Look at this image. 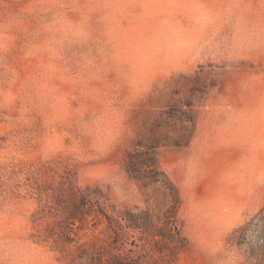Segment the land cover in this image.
Masks as SVG:
<instances>
[{
    "label": "rangeland",
    "instance_id": "374dc122",
    "mask_svg": "<svg viewBox=\"0 0 264 264\" xmlns=\"http://www.w3.org/2000/svg\"><path fill=\"white\" fill-rule=\"evenodd\" d=\"M137 144L179 191L174 253L72 224L82 192L169 209L126 169ZM263 208L264 0H0V264H264V219L238 243Z\"/></svg>",
    "mask_w": 264,
    "mask_h": 264
},
{
    "label": "trees",
    "instance_id": "16d2710c",
    "mask_svg": "<svg viewBox=\"0 0 264 264\" xmlns=\"http://www.w3.org/2000/svg\"><path fill=\"white\" fill-rule=\"evenodd\" d=\"M158 144L148 147L145 151L144 146L137 144L134 150L128 155L126 161V169L131 178L137 180L144 188H154L163 190L169 197L170 207L162 213L156 214L152 208L142 211L140 214H133L129 212L120 218L108 216L104 207L96 209L92 202V198L86 193L75 194L72 199L73 215L71 218L72 224L81 222L82 224L87 220V215H96L97 219H102L108 224V228L113 234V241L119 244L122 240L123 229L139 231L141 236L147 234L152 235L156 243L162 246H167L172 252L184 249L186 247L185 239L181 236V231L176 221V213L180 204V194L177 187L170 180L168 175L163 172L155 157L151 154V150L155 149ZM143 147V148H142ZM264 219V208L258 215L257 219L252 220L247 225L239 229L241 236L239 238V245L246 243L248 234L259 226ZM124 222V223H122ZM243 241V242H242ZM250 256L262 259L264 257V247L261 250L250 248ZM264 261V259L262 260ZM107 264H139L137 258L130 254L115 255Z\"/></svg>",
    "mask_w": 264,
    "mask_h": 264
}]
</instances>
